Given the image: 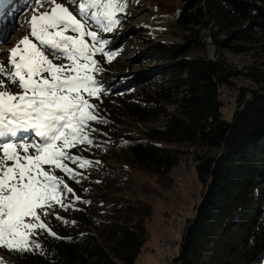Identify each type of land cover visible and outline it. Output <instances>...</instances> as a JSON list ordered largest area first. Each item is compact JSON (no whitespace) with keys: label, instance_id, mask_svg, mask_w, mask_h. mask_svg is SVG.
I'll return each instance as SVG.
<instances>
[{"label":"trees","instance_id":"16d2710c","mask_svg":"<svg viewBox=\"0 0 264 264\" xmlns=\"http://www.w3.org/2000/svg\"><path fill=\"white\" fill-rule=\"evenodd\" d=\"M178 2L175 23L188 32L187 39L179 44L156 43L152 53L164 62L157 77L168 86L129 108L141 122L165 116L164 122L141 136L124 134L115 146L94 134L100 147L85 151L86 146H77L70 151L101 163L117 151L119 161L168 188L174 186L175 172L189 161L201 191L192 216L184 223L174 264H264V85L252 68L236 70L219 53L224 47L236 54L253 49L257 36L264 35V0ZM200 29L209 32L217 51L215 60L206 57L205 44L196 40ZM219 35L225 38L219 40ZM235 80L251 84L236 86ZM224 89L235 90L230 121L220 113L224 100L219 93ZM117 93L111 99L103 95L102 103L91 100L107 120L92 125L98 135H103L111 120L122 121L119 105L112 99L125 95L127 88ZM172 103L174 109L166 112L164 105ZM101 163L84 172L87 179L81 184L64 177L84 200L97 195L96 181L104 177ZM57 175L63 174L57 171ZM91 203H77L75 208L81 211L55 209L76 223L63 226L49 218L53 230L70 239L41 236L45 255H19L2 248L0 260L11 264H136L148 239L146 225L153 207L138 200L101 214Z\"/></svg>","mask_w":264,"mask_h":264},{"label":"snow or ice","instance_id":"6c2138e0","mask_svg":"<svg viewBox=\"0 0 264 264\" xmlns=\"http://www.w3.org/2000/svg\"><path fill=\"white\" fill-rule=\"evenodd\" d=\"M32 3V15L25 21L28 33L10 49H0L8 58L0 59V248L19 255H45L40 239L45 234L70 239L59 236L49 218L74 226V220L55 209L81 211L77 203H91L64 177L81 184L87 179L84 172L101 163L70 150L100 147L94 139L98 129L92 125L107 120L91 100L102 103L109 93L98 79L105 69L96 56L110 63L120 51L109 47L107 34L121 25L128 7V0ZM12 4L0 0V43L16 30L3 26Z\"/></svg>","mask_w":264,"mask_h":264},{"label":"rangeland","instance_id":"374dc122","mask_svg":"<svg viewBox=\"0 0 264 264\" xmlns=\"http://www.w3.org/2000/svg\"><path fill=\"white\" fill-rule=\"evenodd\" d=\"M178 1L128 0L127 14L122 15L121 25L114 32L107 34L111 41L109 47L114 50L120 49V51L110 63H106L103 56H96L105 69L98 79L102 80L108 89L110 96L106 98H115L118 89L127 88L125 95L112 99L119 105L118 116L122 118V121L111 120L108 127L102 131L103 135L95 133L110 146L121 142L124 134L141 136L142 132L159 126L165 120V116H161L158 120L141 122L129 108H134L135 103L143 104L142 99L147 94L168 86L166 81L157 77L158 69L164 65V62L152 53L156 43L179 44L187 39L188 32L177 27L175 23L180 9ZM58 2L66 4V0H58ZM15 4L5 10L3 17V26H13L16 29L9 33L6 43H0V49L3 50L10 49L28 33L25 21L32 15L29 10V6H34L32 0H25V3L20 1L17 9ZM67 6L71 8L70 5ZM101 35L104 34L101 33ZM224 38L225 35L218 36L219 40ZM196 40L205 44L206 57L215 60L217 51L211 44L209 32L200 29ZM219 53L224 62L236 70L252 68L257 75L261 76V85H264V35L257 36V42L249 52L236 54L230 48L224 47ZM0 59L7 61L8 58L0 52ZM234 82L236 86L244 83L251 84L244 80ZM224 91L228 92L230 102L222 101L220 113L223 120L230 121L235 106V90L224 89ZM172 100H176V97ZM164 109L166 112H171L174 104L164 105ZM116 154L117 151L101 163L104 177L99 183L97 195L91 199L93 210L101 214H109L120 205L138 200L153 207V214L146 225L148 239L136 264H155V255L160 251L158 239L161 236L167 235L175 240L176 245L169 251L170 253L178 251L184 219L193 214L192 195L200 194L201 186L189 161L182 165L183 169H178L182 172L186 170V175L181 178V181L179 180V183L174 180V186L168 188L159 185L154 178L148 177L133 166L119 161ZM82 190L84 191V188ZM147 248L154 253L146 252Z\"/></svg>","mask_w":264,"mask_h":264},{"label":"built area","instance_id":"2783aa9c","mask_svg":"<svg viewBox=\"0 0 264 264\" xmlns=\"http://www.w3.org/2000/svg\"><path fill=\"white\" fill-rule=\"evenodd\" d=\"M184 175H186V170H184ZM192 196H193L192 204L194 205V207H196L200 194H193ZM186 219H184V223L186 222ZM158 243H159L160 251L155 256V260H156L155 264H174V261L177 257V252L173 251L172 253H170L169 251L175 247L176 245L175 240L167 235H163L158 239Z\"/></svg>","mask_w":264,"mask_h":264},{"label":"bare ground","instance_id":"6f19581e","mask_svg":"<svg viewBox=\"0 0 264 264\" xmlns=\"http://www.w3.org/2000/svg\"><path fill=\"white\" fill-rule=\"evenodd\" d=\"M23 2V3H25V0H13V4L12 5H14V3H16L15 4V6H16V9L17 8H19V2ZM7 10V9H6ZM5 16V15H4ZM220 94V96H221V98H222V100H224V101H228L229 102V98H230V96L229 95H227L228 94V92L227 91H224V90H222L221 91V93H219ZM181 169H183V168H181ZM184 175V172H182L181 170H177L176 172H175V174L173 175V180H175L176 182H178L179 183V180L181 181V178H182V176ZM177 183V184H178ZM181 183V182H180ZM159 244V243H158Z\"/></svg>","mask_w":264,"mask_h":264},{"label":"crops","instance_id":"0c3cea01","mask_svg":"<svg viewBox=\"0 0 264 264\" xmlns=\"http://www.w3.org/2000/svg\"><path fill=\"white\" fill-rule=\"evenodd\" d=\"M145 251H146V252H152V253H154L152 250H150V249H148V248H147ZM155 256H156V255H155ZM137 259H138V258H137ZM136 261H137V260H136Z\"/></svg>","mask_w":264,"mask_h":264}]
</instances>
